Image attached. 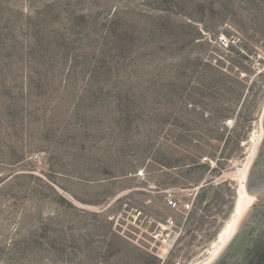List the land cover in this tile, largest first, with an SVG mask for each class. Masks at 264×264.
I'll list each match as a JSON object with an SVG mask.
<instances>
[{"label": "rangeland", "instance_id": "obj_1", "mask_svg": "<svg viewBox=\"0 0 264 264\" xmlns=\"http://www.w3.org/2000/svg\"><path fill=\"white\" fill-rule=\"evenodd\" d=\"M263 120L264 0H0V264H208Z\"/></svg>", "mask_w": 264, "mask_h": 264}, {"label": "flooded vegetation", "instance_id": "obj_2", "mask_svg": "<svg viewBox=\"0 0 264 264\" xmlns=\"http://www.w3.org/2000/svg\"><path fill=\"white\" fill-rule=\"evenodd\" d=\"M260 138L261 142L258 152L251 164L246 184V188L251 192V194H249L255 198L253 204L249 207L253 210L260 209L264 206V120ZM256 234L257 231H255L253 226H239L236 234L224 247V249L227 248L225 252L227 255L225 258V263L219 262L218 264H233L238 258V252L241 248L243 240ZM231 258L234 260H231Z\"/></svg>", "mask_w": 264, "mask_h": 264}, {"label": "water", "instance_id": "obj_3", "mask_svg": "<svg viewBox=\"0 0 264 264\" xmlns=\"http://www.w3.org/2000/svg\"><path fill=\"white\" fill-rule=\"evenodd\" d=\"M247 192L251 194L249 189ZM243 226H253L257 234L243 240L238 258L233 264H264V206L257 210L249 208L240 223V227ZM226 249L221 252L213 264L225 263ZM231 260L234 259L231 258Z\"/></svg>", "mask_w": 264, "mask_h": 264}, {"label": "bare ground", "instance_id": "obj_4", "mask_svg": "<svg viewBox=\"0 0 264 264\" xmlns=\"http://www.w3.org/2000/svg\"><path fill=\"white\" fill-rule=\"evenodd\" d=\"M261 138L257 143L256 149L254 150V154L251 156V158L248 161V164L246 165L245 169L243 170V174H244L243 179H244L245 185L242 188L241 199L238 203V208H237L238 216H237L236 220L230 224V226L227 228L226 232L224 233V237H223L224 245L215 251L212 259L210 260V262L208 264H211V263L213 264V262L221 254V251L224 249V247L230 242V240L236 234V232L240 226V223L242 222L246 212L248 211L249 207L251 206V203L255 199L253 196L249 195V193L247 192L246 184H247L249 170H250L251 164H252V162H253V160H254L257 152H258V148H259V145L261 142Z\"/></svg>", "mask_w": 264, "mask_h": 264}, {"label": "built area", "instance_id": "obj_5", "mask_svg": "<svg viewBox=\"0 0 264 264\" xmlns=\"http://www.w3.org/2000/svg\"><path fill=\"white\" fill-rule=\"evenodd\" d=\"M172 205H176V203H174L172 200H171V202H170ZM192 204L191 203H187L186 205H185V208L186 209H188V210H190L191 208H192ZM157 238H159V239H161L164 243H167L169 240H170V237H171V234H166V236H165V234H163V233H161L160 235H157L156 236Z\"/></svg>", "mask_w": 264, "mask_h": 264}]
</instances>
